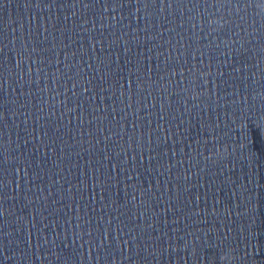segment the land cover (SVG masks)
Returning <instances> with one entry per match:
<instances>
[{
    "label": "water",
    "instance_id": "water-1",
    "mask_svg": "<svg viewBox=\"0 0 264 264\" xmlns=\"http://www.w3.org/2000/svg\"><path fill=\"white\" fill-rule=\"evenodd\" d=\"M174 264H264V0H11Z\"/></svg>",
    "mask_w": 264,
    "mask_h": 264
}]
</instances>
